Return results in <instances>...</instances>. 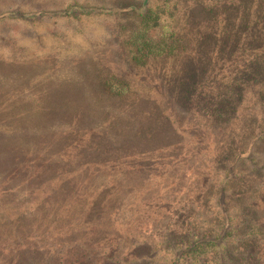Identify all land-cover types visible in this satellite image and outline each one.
<instances>
[{
  "label": "trees",
  "instance_id": "trees-1",
  "mask_svg": "<svg viewBox=\"0 0 264 264\" xmlns=\"http://www.w3.org/2000/svg\"><path fill=\"white\" fill-rule=\"evenodd\" d=\"M185 1L194 2L188 15L173 6L164 25L158 21L169 11L165 6L157 12L146 8L147 2L119 8L141 17L143 30L128 46L134 48L128 60L133 76L142 77L141 86L88 67L85 77L91 74L98 89H85L81 99L48 106L39 97L10 98L20 89L0 87V264H125L150 258L151 245L133 243L162 226L174 210H189L168 237L179 250L175 264L213 258L218 263L231 233L188 230L193 206L201 208L205 201L203 209L210 210V203L221 204L222 215L206 219L224 228L233 223L228 212L246 210L244 202L250 211L264 208L259 162L243 180L233 179L243 164L225 167L228 176L213 195L207 191L214 190L215 173L191 165L206 164L207 135L212 144L221 139L211 145L215 156L209 164L217 163L228 139L227 152L239 163L248 162L249 151L264 149V0ZM5 2L0 0L6 8ZM81 8L77 3L54 13L69 16ZM40 14L0 8V19ZM155 21L160 34L149 37ZM9 61L0 59V71L9 72L1 69ZM155 79L161 85L148 82ZM94 91L97 100L90 95ZM67 125L65 134H57ZM54 135L65 137V156L45 162V150L35 143L45 137L53 142ZM76 144L82 149L67 158ZM239 148L246 154L239 156ZM89 149L97 162L84 163ZM115 159L127 163L109 164ZM191 176L202 181H187ZM12 179L16 184L8 187Z\"/></svg>",
  "mask_w": 264,
  "mask_h": 264
},
{
  "label": "rangeland",
  "instance_id": "rangeland-1",
  "mask_svg": "<svg viewBox=\"0 0 264 264\" xmlns=\"http://www.w3.org/2000/svg\"><path fill=\"white\" fill-rule=\"evenodd\" d=\"M205 1L199 0L198 3L206 4ZM143 2L148 3L146 8H151L155 12L165 7L169 8L165 16L160 15L158 22L162 21L161 25L166 24L165 21L171 20L168 14L172 11L173 6H178V13L188 15L187 12L192 9L190 7L194 3L185 0L178 2L177 0H13L12 2L8 0L5 3L9 6L6 8L0 3L1 9L10 8L17 13L41 12L40 16L36 15L25 19L16 17L0 19V59H10L5 65L2 64L1 69L5 67L4 69L9 72L0 71V87L13 88V91L20 89L10 98L15 96L18 101L25 99L26 102H31L33 98L39 97L43 104L49 106L58 102L81 99V92L85 89H98V83L92 79L91 74L85 77L88 67L94 71L98 69L101 74L108 71V73L123 78L125 82H131L133 85H143L141 84L142 77L133 76V66L128 60L134 49L128 48L130 39L132 36L137 38V35L143 30L141 17L136 12L120 11L119 9L126 6H140ZM77 3L83 10L75 11L69 16L54 13L55 11H65L68 6H74ZM87 10L89 12L85 13ZM156 23V21L152 22L150 30L146 32L149 37L160 34L158 28L155 27ZM148 82L161 85L158 80ZM90 95L93 100H97L99 97L96 91L90 92ZM102 95L104 96V94ZM101 98L104 97L101 96ZM94 102L96 103V101ZM187 120L189 124H191L190 122L197 123L193 118ZM68 129V125L62 127L57 134H65L64 132H67ZM52 131L55 132V130ZM192 138L197 141L196 137ZM186 139L190 140V138ZM205 140L210 143L207 152L203 153V156H207V158L204 157L206 164L191 165L200 168L202 173L209 174L210 171L215 173L216 177L210 178V186L214 190L207 191V193H212L210 195L217 193L218 187L227 178L226 173L229 169L224 170L225 167L233 168V164H243L242 168H235L233 177V179L239 178L240 180H243L244 176L250 175L249 170L255 162L262 164L264 170V156H262L264 149L260 152L258 149L253 154L249 151L248 162L239 163L232 159L227 152L226 144L229 139L224 146L220 147V150L224 151L220 154L222 159L219 160L218 156V159L215 158L217 159L216 164H209L215 156L211 145L220 142L221 139L216 138L212 144L207 135ZM64 144L65 137L54 135L53 142L45 137L37 141L35 147L45 150L46 162L57 154L65 156ZM77 146L67 151V158L72 159L78 154L82 148ZM237 150L239 156H243L247 152L242 148ZM84 155L88 158L84 163L97 162L90 149L85 151ZM16 159L17 156L13 159L14 162ZM116 160L109 161V164L127 163L123 159H120L119 162ZM0 177L2 180L3 175ZM250 178L251 176L246 180H250ZM186 179L195 183L199 178L191 176ZM199 181L202 180L199 179ZM13 184H16V181L12 179L8 183V187ZM5 188H7L6 185L2 186L1 190ZM175 197H179V200L184 199L182 196ZM234 199H236V194L229 193V200L237 203ZM227 204L230 203L227 202ZM247 204L248 201L241 205L246 210H230L228 207L225 209H229L228 214L233 217V223L225 228L223 225L217 227L209 219H206L208 216L222 215L221 204L210 203L209 206H214V208L210 207V210L203 209L205 201L201 208L192 205L195 217L188 214L189 217L191 216V219L186 218L188 230L191 228L190 231L196 233L197 230L200 232V230L208 228L213 231L221 230L231 233L229 236H225L226 239L222 243L224 247L223 259L218 263L215 258L206 259V264H264V208L250 211L246 208ZM189 209L193 210L191 206ZM186 211L189 212V210H183V212L174 210L173 216L165 220L162 226L156 227L151 234L142 235L135 240L134 246L143 242L152 246L153 254L150 258L144 257L125 264H175L176 261H179L177 255L179 250L174 247L175 241H168V237L171 232H177L179 224L182 223L180 218L186 214ZM220 221L223 222L222 219Z\"/></svg>",
  "mask_w": 264,
  "mask_h": 264
}]
</instances>
